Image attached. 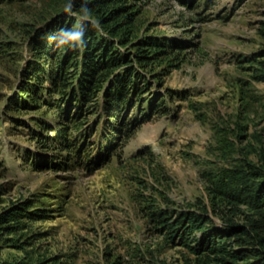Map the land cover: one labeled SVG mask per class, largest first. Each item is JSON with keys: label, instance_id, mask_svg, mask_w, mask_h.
<instances>
[{"label": "trees", "instance_id": "16d2710c", "mask_svg": "<svg viewBox=\"0 0 264 264\" xmlns=\"http://www.w3.org/2000/svg\"><path fill=\"white\" fill-rule=\"evenodd\" d=\"M26 1L0 0V4ZM50 1L53 13L26 27L27 54L19 57L22 62L5 112L32 142L22 149L37 169L93 172L119 157L146 122L174 115V103L189 98L190 90L169 86L166 78L198 46L196 33L185 28V34L174 35L164 32L159 21L147 20L145 10L155 0H92L89 7L105 35L89 29L83 51L58 50L46 35L71 27L74 21L63 12L67 0ZM177 1L196 11L217 0ZM198 15L195 12L189 21L207 20ZM259 35L261 49L237 60L254 80L264 82V20ZM15 47L14 40L0 41L2 56ZM147 154L145 147L133 157L144 160L140 158ZM154 161L151 157L143 175L133 177L134 200L152 236L162 237L165 246L185 249L186 264H264V166L247 161L207 168L202 174L211 202L197 198L179 207L161 188L160 183L167 181L165 166ZM51 195L35 193L4 210L0 243L13 241L23 247L24 238L11 235L52 218L55 208L51 204L56 200ZM30 237L35 236H26ZM28 239L24 242L31 243ZM0 264L73 263L61 255H26ZM111 264L158 263L143 256L124 263L117 255Z\"/></svg>", "mask_w": 264, "mask_h": 264}, {"label": "rangeland", "instance_id": "374dc122", "mask_svg": "<svg viewBox=\"0 0 264 264\" xmlns=\"http://www.w3.org/2000/svg\"><path fill=\"white\" fill-rule=\"evenodd\" d=\"M54 8L50 0L0 4V41L16 42L6 56L0 52V215L35 193L56 200L52 218L11 235L24 238L23 247L3 239L0 261L61 255L73 264H111L119 255L124 263L143 256L158 264H186L185 249L165 246L162 237L149 232L134 200L133 177L142 176L153 157L166 168L161 188L182 207L197 198L211 202L203 170L247 161L264 166V82L254 80L237 60L263 46L264 0H217L196 11L177 0H155L146 8L147 20L159 21L164 32L183 35L189 28L196 33L198 46L166 78L167 85L188 89L190 96L174 103V115L146 122L119 157L93 172L37 169L22 149L32 142L5 112L19 57L27 54V25L43 21ZM195 12L207 20L189 21ZM145 147L144 160L135 161Z\"/></svg>", "mask_w": 264, "mask_h": 264}, {"label": "clouds", "instance_id": "9594fccd", "mask_svg": "<svg viewBox=\"0 0 264 264\" xmlns=\"http://www.w3.org/2000/svg\"><path fill=\"white\" fill-rule=\"evenodd\" d=\"M92 0H67L63 12L74 21L71 27H61L55 33H48L46 40L58 50L83 51L87 47L86 33L89 29L105 35L104 28L89 7Z\"/></svg>", "mask_w": 264, "mask_h": 264}]
</instances>
